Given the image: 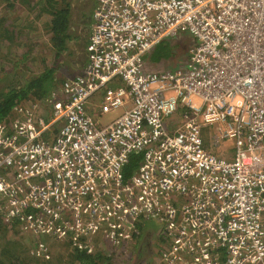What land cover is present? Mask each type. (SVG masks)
I'll list each match as a JSON object with an SVG mask.
<instances>
[{
  "label": "built area",
  "instance_id": "2783aa9c",
  "mask_svg": "<svg viewBox=\"0 0 264 264\" xmlns=\"http://www.w3.org/2000/svg\"><path fill=\"white\" fill-rule=\"evenodd\" d=\"M184 33L183 69L144 70ZM86 50L47 113L0 127V216L41 254L42 236L88 250L120 237L123 250L161 231L153 264H264V0H94ZM210 127L231 156L206 147Z\"/></svg>",
  "mask_w": 264,
  "mask_h": 264
},
{
  "label": "trees",
  "instance_id": "16d2710c",
  "mask_svg": "<svg viewBox=\"0 0 264 264\" xmlns=\"http://www.w3.org/2000/svg\"><path fill=\"white\" fill-rule=\"evenodd\" d=\"M76 3L77 0H0V127L4 133L22 118L26 100L33 99L36 103L48 94L49 97L54 94V101L62 97L60 86L72 77L66 74L72 64L60 58L70 52L68 42L74 37L70 31L74 17L84 20L88 14L85 7L74 13ZM17 47L26 52L10 63ZM171 51L172 46H157L150 59L168 58ZM33 66L37 73L33 72ZM138 162V154L129 157L123 169L126 177ZM23 232L28 231L17 218L0 216V264H114L112 257L104 256L99 247L108 246L111 255H116L124 241L120 237L113 242L106 239V246L95 244L88 250L71 246L69 241L45 237L48 249L43 255L26 247ZM131 238L138 240V233ZM52 247L57 251L61 248L60 253L52 251Z\"/></svg>",
  "mask_w": 264,
  "mask_h": 264
},
{
  "label": "rangeland",
  "instance_id": "374dc122",
  "mask_svg": "<svg viewBox=\"0 0 264 264\" xmlns=\"http://www.w3.org/2000/svg\"><path fill=\"white\" fill-rule=\"evenodd\" d=\"M77 0V4H78ZM82 1V0H81ZM91 7L92 4H88L85 6L86 8V12H90L91 11ZM93 11V9H92ZM91 11V14H92ZM77 12V9L74 7V13ZM90 14V16H91ZM90 22H91V18H90ZM72 28L73 30H70L71 32H73V43L71 44L70 47V52L69 54H62L60 60L61 61H67V62H76L79 61L81 58L83 59L84 56H82V51L83 48H85L84 46H86L87 48V24L86 23H82V20H78L77 18L74 17L73 21H72ZM80 29L79 34L76 33L77 29ZM75 30V32H74ZM44 35V32L42 34V37ZM83 40V43H82ZM196 40L195 38L191 35V34H178L176 36H168L162 39V41L157 45L159 47H162L164 45H169L172 46V51H171V55L170 57H166L160 60H151L150 58H148L146 56L145 59V64H144V70H148V71H161V70H171V69H175V68H180L183 69L184 66L186 65L187 59H188V55H189V50L190 48L195 44ZM156 46V47H157ZM155 47V48H156ZM155 48H153V50H155ZM152 50V52H153ZM87 51V50H86ZM26 50L25 49H21V48H15L13 50V54L11 56L10 63H12V60L16 61L19 60L20 56L22 54H25ZM85 53V51H84ZM33 54H29V56H32ZM17 56V57H15ZM9 63V64H10ZM9 64L6 66V69H8ZM36 65V64H35ZM34 69V73H37L38 70H36L35 66H33ZM25 71H30V69H25ZM31 74V72H30ZM53 92V91H52ZM53 94V93H52ZM56 98H54V94L50 95L49 94L47 96H45L44 98L35 101L36 103H33V99L30 100H26L28 102H25V104H23V111H28V109L33 105L36 104L38 106V112L39 113H47L48 112V107L51 101H54ZM30 101V102H29ZM123 112L122 108H118L116 110H113L107 114L101 115L99 116V120L102 123H106L107 121L113 119L115 116L120 115ZM178 119V112L176 111L172 116L169 117V122L171 123V125L176 124V121ZM215 130V128H206L203 132V137H204V142L205 145L208 149H211L217 156H231L228 152H227V148L229 146V143L232 144V142L230 141L229 143H224L221 144L219 147L215 148L213 147V141L211 138V133ZM146 227L149 228H157L159 229V225L153 221H150L148 223H146ZM144 234L145 236H147V238H150L152 240L155 241L156 238H158L159 236L161 237V239L163 238V233L161 231H154V232H142V233H138V240L140 239L141 235ZM23 242L25 243L26 247L29 248L30 250H33L35 252L36 250V239L33 237V234H31L30 232H23ZM41 236H39L40 238ZM47 236H42L40 238L41 242H43L46 246V250L48 249V246L46 244V240H44V238ZM94 242H96V244H102L104 242H101L98 240L97 236H94L93 238ZM147 241V239L145 240V242ZM103 245V244H102ZM104 246H106L104 244ZM106 247H99V249H101V252L104 256L106 257H112V262L114 264H153V262H155L154 260L156 259L157 256V249L153 248L154 252L149 256H147V258L149 260H145V259H141V258H137L135 256L136 250L137 248H123V250L119 249V253L116 255H111V249ZM52 251L54 250L55 252H59L61 251V248L59 251H57V248L52 247L51 248ZM37 251V250H36ZM156 252V255H155ZM46 253V252H45ZM44 253V254H45ZM43 254V255H44ZM154 254V255H153ZM154 259V260H153Z\"/></svg>",
  "mask_w": 264,
  "mask_h": 264
},
{
  "label": "flooded vegetation",
  "instance_id": "af4514ba",
  "mask_svg": "<svg viewBox=\"0 0 264 264\" xmlns=\"http://www.w3.org/2000/svg\"><path fill=\"white\" fill-rule=\"evenodd\" d=\"M78 4H79L78 6H77V3L74 6L77 9V11L79 9L84 8L88 4H92V7H91V11H92L93 4H94V0H82V1L79 0ZM91 11L87 14L86 18L84 20H82V23H86L87 24V38H88V34H89V25H90V14H91ZM71 30H73L72 26H71ZM74 32H75V30H74ZM79 32H80V29L78 28L77 31H76V33L79 34ZM82 43H83V40H82ZM152 50H153V48L144 56V64H145L146 56L148 58H150V55L152 53ZM115 83H116V81H112L111 83H109V86L110 87H113L115 85ZM146 239H147V241L145 242ZM152 242H153V240L151 239V237L150 238H147V236H145L144 234H142L141 235L140 244L137 247L135 256L137 258L149 260L147 258V256L148 255L150 256L154 252V250H153L154 247L152 246ZM155 255H156V252H155Z\"/></svg>",
  "mask_w": 264,
  "mask_h": 264
},
{
  "label": "crops",
  "instance_id": "0c3cea01",
  "mask_svg": "<svg viewBox=\"0 0 264 264\" xmlns=\"http://www.w3.org/2000/svg\"><path fill=\"white\" fill-rule=\"evenodd\" d=\"M93 7H94V4H93ZM90 18H91V16H90ZM71 42L73 43V41H69L68 42V49H70V47H71V44H72ZM84 47L85 48H83V50L85 51V53H84V51H82V53H81L82 56H84L83 59L81 58L79 61H76V62L73 61V62H71V64H72L73 67L72 66L69 67V69L67 70V73L66 74L73 76L75 74L74 72H80L81 71V68H82L84 62L86 61V46H84ZM101 97H102V94H96L93 97H91V101L92 102H98L101 99Z\"/></svg>",
  "mask_w": 264,
  "mask_h": 264
},
{
  "label": "clouds",
  "instance_id": "9594fccd",
  "mask_svg": "<svg viewBox=\"0 0 264 264\" xmlns=\"http://www.w3.org/2000/svg\"><path fill=\"white\" fill-rule=\"evenodd\" d=\"M98 240L99 241L101 240V242H104L105 243V241H104L105 239L104 238L102 239L101 236L98 237ZM104 243H102V244L104 245Z\"/></svg>",
  "mask_w": 264,
  "mask_h": 264
}]
</instances>
